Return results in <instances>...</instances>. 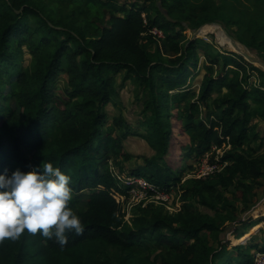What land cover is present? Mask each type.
<instances>
[{"label":"trees","instance_id":"trees-1","mask_svg":"<svg viewBox=\"0 0 264 264\" xmlns=\"http://www.w3.org/2000/svg\"><path fill=\"white\" fill-rule=\"evenodd\" d=\"M208 3L201 6L199 25L220 19ZM197 12V0H0V172L28 171L42 160L59 167L72 178L69 206L84 228L80 235L68 233L64 246L25 231L17 240L0 243V264H253L257 251H246L248 243L232 246L221 239L222 224L190 201L217 209L210 197L227 206L229 187L246 196L247 181L260 183L258 158L237 149L251 141L252 117L264 119V84L249 81L247 65L235 53L215 54L201 38L182 43L184 23L194 21ZM31 17L37 25L29 23ZM154 27L170 42L171 59L161 44L154 52L147 48L148 40L156 39L150 33ZM253 28L252 38L264 51V24ZM23 45L32 56L27 67L21 61ZM199 53L210 64L223 61L233 68L232 76L207 71L196 97L189 81ZM257 69L264 76L253 66ZM62 73L67 81L58 87ZM121 73L123 81L131 79L141 88L146 117L139 136L156 152L129 171L134 179L144 177L154 188L169 190L182 181L167 160L172 153L187 151V159L200 160L213 146L232 147L220 160L223 169L186 179L177 212L139 206L126 220L116 200L115 193L128 195L134 187L122 182V170H112L118 160L132 158L122 144L130 131L118 133L109 125L106 109L114 103ZM222 89L229 93L213 101L220 112L202 120L203 106ZM148 241L160 249L153 260L139 254Z\"/></svg>","mask_w":264,"mask_h":264},{"label":"rangeland","instance_id":"rangeland-1","mask_svg":"<svg viewBox=\"0 0 264 264\" xmlns=\"http://www.w3.org/2000/svg\"><path fill=\"white\" fill-rule=\"evenodd\" d=\"M126 1L127 0H118L120 4ZM205 1L206 0H197V13L199 14L194 17V21H185V30L183 31L185 38L182 40V43H185L189 39L201 38L215 54L219 52L224 54L235 53L246 63L247 70L251 75L249 81L258 86L264 84V76H262L258 69L253 70V66H255L264 71L263 67L253 62L250 58L235 52V49L223 47L217 39V34L211 32L212 29L207 26V28L202 29L204 24H202L203 26L197 24L198 18L202 16L201 6H203ZM208 5L212 8L211 14L220 18L213 22L219 23L230 37L235 38L244 45L250 55L264 61V51L258 47V39L255 40L252 38L254 29L253 24H264V2H258L257 0H209ZM36 20V17H31L29 23L37 25ZM176 30H180V26H177ZM164 37L165 36L162 35L161 38H156L157 40H148L146 46L151 52H154L157 45L161 44L166 54L164 56L167 59H171L174 52L170 49V42ZM242 40L251 41L254 45H248ZM145 41H147V39H145ZM23 48L24 52L21 61L24 67H27L31 64L32 56L28 51L27 45H23ZM231 68H233V66L225 67L223 61L219 66L210 64L205 55L199 53L198 66L194 70L193 78L189 81L190 88L195 90V95L197 97L199 95L203 75L207 71L213 76H218L220 72H229L232 76ZM123 75L124 73H121L116 77V84L113 90L114 103H110L106 109L109 114V125L114 124L118 133L124 132V130L130 131L129 135L122 141V144L124 150L131 154L132 158L129 161H124L123 159L118 160L117 163L119 167H113L112 170L114 172L122 170L123 173L120 177L122 182L130 181L134 185L133 188H135L136 192L130 194L132 188L128 195L115 193L117 197L116 200L123 205L126 220L131 218L132 212L136 211L139 206L159 205L163 206L165 210L169 212H177L184 203L182 194L187 186L186 179L208 177L210 174H214L216 170L223 169L224 165H222L220 160L226 152L232 150V147L228 144H224L221 148L213 146L200 160L187 159L185 155L187 151L172 153L167 160H169L170 164L173 166L178 177H182V181L174 184L169 190L156 187V191H151L154 188L149 189V187L145 189L142 183L147 181L146 178L140 177L134 179L128 173L130 170H136L139 166H143L145 164L144 159L152 157L156 152L147 141L139 136V134H144L142 122L146 117V113H144L143 110L141 88L131 79L123 81ZM66 81L67 76L62 73L58 80V87L64 86ZM7 90L8 87L3 89L4 92H7ZM228 93L229 92L225 89L215 92L212 98L208 100L207 106H203L201 119L207 121L208 114L215 111L220 112V110L215 108L213 101L215 98L223 97ZM255 107L257 106H254V108ZM114 118H120L121 124L114 123ZM249 126L254 127V132H251V141L244 147L237 149V151L258 158L263 170L260 183L255 184L251 183V181H247L251 185V188L245 190L247 193L246 196H243L241 194L242 191H239L235 186L229 187L224 193L230 204H227V206L224 205L222 207V203L210 197L211 201L217 205V209H210L200 204L195 198H192L190 202L201 212L210 213L217 218L219 223L223 226V230L219 235L221 239L229 240L232 246L243 242L246 244L248 243L250 246L245 250L254 254L255 251H264V119L252 117ZM253 133H257L259 138L255 139ZM212 167H214L213 170L209 169ZM208 170L209 173H206ZM208 179L211 178L209 177ZM84 202L80 206L84 207ZM251 246L255 247L252 248ZM228 249L231 250L230 255L233 256L235 252L232 251V247ZM159 251L160 249L156 247L153 241H148V245L145 244L143 248L140 249L139 254L141 257H149L153 260ZM120 255L122 256L123 253H120ZM109 256L113 258V262H116V252L112 248L109 249Z\"/></svg>","mask_w":264,"mask_h":264},{"label":"clouds","instance_id":"clouds-1","mask_svg":"<svg viewBox=\"0 0 264 264\" xmlns=\"http://www.w3.org/2000/svg\"><path fill=\"white\" fill-rule=\"evenodd\" d=\"M71 176L43 160L28 171L0 172V243L27 231L64 246L68 233H83L80 215L70 206Z\"/></svg>","mask_w":264,"mask_h":264},{"label":"bare ground","instance_id":"bare-ground-1","mask_svg":"<svg viewBox=\"0 0 264 264\" xmlns=\"http://www.w3.org/2000/svg\"><path fill=\"white\" fill-rule=\"evenodd\" d=\"M206 26L209 27L210 29H212L211 30L212 33L214 32V33L217 34V39H218L219 43L223 47L228 48V49H235L234 50L235 52H238V53L242 54L243 56L249 58L250 54L248 53V51L244 47V45H242L235 38L230 37L226 33V31L221 27L220 24H217V23H207V24H204V26L202 27V29L207 28ZM214 27H216V28H214ZM253 62L259 64L261 67L264 68V61L256 58V60L253 61Z\"/></svg>","mask_w":264,"mask_h":264},{"label":"built area","instance_id":"built-area-1","mask_svg":"<svg viewBox=\"0 0 264 264\" xmlns=\"http://www.w3.org/2000/svg\"><path fill=\"white\" fill-rule=\"evenodd\" d=\"M150 33L154 36V38H160L162 35H163V32L162 30H160L159 28L157 27H154L150 30ZM209 169H214V167L212 168H209ZM206 173H209V170L206 172ZM142 186L147 189V187H149V189H152L154 188L152 184L148 183L147 181H145L144 183H142ZM153 191H156L155 188L152 189ZM133 192H136L135 191V188H133L131 190V193L132 194ZM117 198V197H116ZM253 264H264V251H260V252H257L255 254V259H254V262Z\"/></svg>","mask_w":264,"mask_h":264},{"label":"water","instance_id":"water-1","mask_svg":"<svg viewBox=\"0 0 264 264\" xmlns=\"http://www.w3.org/2000/svg\"><path fill=\"white\" fill-rule=\"evenodd\" d=\"M164 12H166V11L164 10ZM211 23H215V22H211ZM206 24H207V23H206ZM218 24H219V23H218ZM202 26H203V25H202ZM202 26H201V27H202ZM201 27H200V28H201ZM200 28H199V29H200ZM249 58H250L252 61H255V60H256V58L253 57L252 55H250Z\"/></svg>","mask_w":264,"mask_h":264},{"label":"crops","instance_id":"crops-1","mask_svg":"<svg viewBox=\"0 0 264 264\" xmlns=\"http://www.w3.org/2000/svg\"><path fill=\"white\" fill-rule=\"evenodd\" d=\"M138 138H140V137H138ZM141 139V138H140Z\"/></svg>","mask_w":264,"mask_h":264}]
</instances>
